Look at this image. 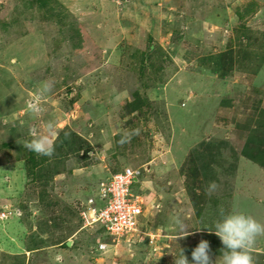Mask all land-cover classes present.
Wrapping results in <instances>:
<instances>
[{"label": "rangeland", "instance_id": "374dc122", "mask_svg": "<svg viewBox=\"0 0 264 264\" xmlns=\"http://www.w3.org/2000/svg\"><path fill=\"white\" fill-rule=\"evenodd\" d=\"M2 1L4 0H0V10L3 9L2 4L4 5ZM108 1L111 8L108 7L104 16L94 11L93 6H96V9L100 7L97 0H74V8L76 4L80 9L89 8L84 14H80L79 22L68 20L73 21L74 30L70 29L68 24L62 28L61 24L55 27L54 23L47 22L44 23L43 30H38L36 18L40 17V13L37 12L33 13L35 21H32L33 17L30 16V19L23 23L21 15L12 18L13 22L0 21V46H7L0 52V211L3 208L18 211L21 205L28 204L26 211L20 209L22 217H37L43 223L51 219V225L58 228L59 233L60 215L66 219L68 217V228L75 227V220L81 217L80 212L85 208L81 205V199L86 200L96 194L99 183L112 173L125 167L136 168L141 172L140 180L145 181L142 189L139 188L140 185L134 187V191L144 199L141 218L147 217L140 225V232L129 240L122 239L119 244L114 245L102 229L87 225V229L79 232L80 235L83 233L79 238V245H71L70 249L66 250L67 256H73L66 264H96V259L100 258L102 259L98 264H174V256L178 255L179 248L172 246V240L168 238L165 229L160 228L158 220L169 217L168 208H171V205L165 202L176 185L182 183L185 187L183 192L173 193L174 197H179L180 193V198L186 195L193 197L194 189L202 185L201 175L191 174L190 169L195 165L194 162L198 161L199 155L215 143L216 136H211L213 125L218 121V105L220 100L225 98L228 87L222 79L212 80L208 76L207 72L214 74L212 70L206 69V74L203 73L205 76H201V73L188 74L192 70L186 69L187 72H180L167 85L172 103L169 105L171 107L165 108V103L169 101L165 97L168 95L165 91L160 95L158 89L165 84L169 75L163 73L159 75L161 80H158L154 72L160 69L162 61L151 63L147 57L141 72L132 69V64L123 59L128 42L122 40L121 33L115 34L113 29L103 30L107 25L102 22L101 27L97 26L106 18L115 21L116 16L119 19L133 17V22L127 24V33L132 36L130 41H137L140 35L145 33L141 25L148 26L145 10L154 9L155 4L149 0ZM244 2L245 7L240 10L245 9L246 13L255 11L259 6L257 0ZM112 23H117L118 26V20ZM112 23L108 26L113 25ZM13 25L20 30L10 29ZM59 28H62L63 32L58 36L56 29ZM81 28L86 34L80 32ZM103 32H108L106 38ZM22 33L25 35L22 36ZM113 33L115 35L112 36ZM184 34L181 38L187 40L189 35L185 32ZM69 35H76L73 41L78 40L79 45L87 41L92 45L89 38H94L97 44L101 45L99 48L102 50L101 47L105 46L107 54L112 58H102L103 64L100 65L97 62L101 55L99 53L92 55L90 60L77 59L75 52L68 45ZM181 38L179 40H182ZM119 39L122 41L118 45H108ZM49 44L51 49L48 51ZM58 44L63 45L59 50L56 49ZM90 49L96 50L92 47ZM114 50L116 54L113 53ZM168 50L172 52L171 48ZM150 54L151 52L148 56ZM166 69L170 74L168 67ZM202 69L198 68V71L202 72ZM46 79L53 81L54 87L41 101L43 111L31 114L27 110V103L35 96L39 82ZM188 88L197 93L196 98L191 100L188 98V91L177 90ZM160 96L161 100L156 98ZM172 117L173 122L170 121ZM103 118L108 120L107 122L110 119L112 124L100 125ZM50 119L58 121L57 135L52 137L54 152L52 156L36 155L40 161L38 169L42 172H64L52 179V186L46 185V180L27 176L26 162L35 152L32 153L25 146L26 142L32 139L30 128L41 131L44 123ZM172 127L176 129L174 154L173 158L167 161L164 160V155L169 153ZM134 129H139V133L131 135L130 139L121 143V137ZM72 132L82 139L84 136L90 139L94 148L85 139L87 145L84 150L87 153L84 154L71 146H61L58 136L64 134L69 137ZM97 146L100 149H97ZM222 152L224 166L233 174L228 175L222 170L219 182L215 183V189L204 191L205 195L208 193L211 197L206 202L203 217L207 221L203 226L214 228L222 211L227 213L233 210L244 211L264 224V204L258 203L259 199L264 201V173L254 169L253 165L250 166L243 159H240L239 163L238 159L233 157L236 153L231 148ZM147 160L151 161V164H146ZM170 162L175 163L169 166ZM12 163L17 165L15 170L8 166H12ZM71 175L77 178L71 180ZM67 182L74 184L70 186L72 188L81 185L82 191L78 195L80 198L75 196V199H72V195L69 196L72 191L65 190ZM195 193H198L197 189ZM16 214L17 212H14L13 216H17ZM10 218L11 216L0 219V232L5 227L9 232H13L17 222L16 219L9 220ZM150 221L154 226H150ZM71 230L73 231V228ZM99 241L109 245L106 250L114 248L113 257H108L111 254H104L98 249ZM256 242L264 248V235L258 236ZM183 249L190 260L192 248ZM52 251L55 252V249ZM48 253L49 250L42 251L32 260L49 264L48 258L52 255ZM131 256L135 257V260ZM65 259L62 257L58 262L62 263Z\"/></svg>", "mask_w": 264, "mask_h": 264}, {"label": "crops", "instance_id": "0c3cea01", "mask_svg": "<svg viewBox=\"0 0 264 264\" xmlns=\"http://www.w3.org/2000/svg\"><path fill=\"white\" fill-rule=\"evenodd\" d=\"M149 1L150 3L153 2L155 7L152 10L144 9L148 26L141 25V29H143L145 33L140 35L137 41H130L132 36L130 33H127L129 27L127 24L133 22V17L131 19V17L127 16L128 18L123 17L119 19L118 16H116L115 21L118 20V26L116 25L117 23H112L115 21H111L110 19L107 20L106 18L104 21L101 20L97 26L101 27L103 23V25H107V27H102L103 30L110 31L109 29H113L115 34L121 33L122 40L128 42L125 46L123 59L127 63L132 64V69H138V71L141 72L148 59L147 57H149L151 63L162 61L160 69H153L157 75L155 78L158 80L160 79L159 77H161L159 75L163 73L169 75L165 84L158 89L160 95L164 93V91L168 95L165 97V99L169 100L168 103H165V108L171 107L169 105L172 103L171 94L169 95L167 85L172 82L175 76L180 72H187L188 70L186 69L192 70V72L188 74L192 73V75H198V73H201V76L205 73L204 71H206V69L208 71L212 70L214 73L213 75L206 71L212 80L220 78L222 82L225 81L227 84V94L224 95L225 98L220 100L218 105V121L213 125L211 136H216L214 138L215 143L208 147L209 150H204L203 154L199 155L197 161V168H199L201 180L203 181L202 185L196 188L194 187L195 189L192 193L193 197H188L186 195V197L184 196L181 198L180 196L182 195L180 193L184 191L185 187L182 183L176 185L177 187L174 191L180 192V196L174 197V191L170 193V196L165 202L167 205H171V208H168L170 209L168 212L169 217L158 220L160 228L165 229L166 233H168V238L172 240L171 244L173 247L193 249L201 239L207 240L210 245V255L214 264L215 260L220 255V250L224 246L220 238L212 232L214 228L203 226L207 221L203 217L206 212L204 211L206 209V202H208L211 197L208 196V193L205 195L204 191L208 190L209 182H219V175L222 170L223 173H228V175L233 174L232 171H229V169L224 166L222 151L231 148L232 151L236 153L233 157L237 158L239 163L240 159H243L245 163H248L250 166L253 165L254 169H259L264 173V2L261 3V0H257L259 4L258 8L255 6L257 8L255 11H247L246 13L245 9L242 11L240 10L245 7L244 0ZM67 2L68 4L66 5ZM97 2H99L100 7L96 9V6H93L96 12L98 11L104 15V13H107L108 7L111 8L110 3H107L109 2L108 0L107 2H104V0H97ZM3 3V9L0 10V21H3V23L13 22V19H15L14 17L17 15H21L23 23H26L28 19H30V16L33 17L32 21H35L33 13L37 12L40 13V17L36 18L38 30H43L45 22L54 23L55 27L57 24H61L62 28L68 24V26L71 27L70 29L74 30L73 21L79 22L80 14H84L89 9L88 7H86V9H80L78 4H76L74 8V0H67L65 2L62 0H4ZM229 12H232V14L230 15ZM126 14H128V11H126ZM70 19L73 21L69 22ZM110 22L113 25L108 26ZM11 27L12 28H8H18L14 25ZM62 28L56 29V35L59 36V34H61L60 32H63ZM80 32L86 34L83 28H81ZM184 32L189 35L187 40L181 38L182 36L184 37ZM114 33L111 35H115ZM107 34L108 32H103L105 38ZM21 35L23 36L25 33ZM75 37L76 35L67 36V38H69L68 40H70L68 45L71 46L72 50L75 52L74 54L77 59L83 58L84 61V59L87 58L90 60L93 58L92 55L99 53L101 55L100 58H97V62H99L98 64L100 65V63L103 64L102 58L107 60L112 58L111 55L109 56L107 54L105 46L101 47L102 50L99 48L101 45L97 44L94 38H89V42H91L92 45L88 44V41L80 43L79 45L78 40L77 42L76 40L73 41ZM180 38L182 40H179ZM175 39L177 42H175ZM121 41L119 39V41L110 42L108 45L114 47L121 43ZM50 45L51 44L48 45L50 47L48 51L51 49ZM58 45L59 46L56 48L57 50L61 49L63 46L62 44ZM1 46L0 52L4 47H7L3 46V44ZM91 47L96 50H91ZM168 48H171L172 52H170V50L167 51ZM115 52L116 50H114L113 53L116 54ZM150 52L151 54L148 56ZM167 63L169 64L166 65ZM91 64L93 66L95 65L94 63ZM167 67L170 70V74L167 73ZM169 67H171V69ZM198 68H203L202 72H199ZM177 90H179V92L188 91V98L191 100L196 98L197 93L194 91L192 92V88ZM156 98L161 100L162 96ZM167 111L169 112V110ZM172 120L173 117L170 121ZM107 121L108 120L103 118V120L100 121V125L108 126V123L112 124L110 119L109 122ZM175 134L176 129L172 127L171 145L168 150L169 153L164 155V160L169 161L173 158L172 154H174V142L176 139ZM83 138L90 142L91 146L94 148L90 139L87 137L85 138V136ZM97 147V149H100L99 146ZM174 163L175 162H170L168 164L170 166ZM146 164H151V161L147 160ZM179 165L181 166L182 163ZM8 166L15 170L17 165L15 166V164L12 163V166ZM49 172L46 175V185L50 186L53 185V178L55 179L57 175L64 173L62 170H50ZM71 176H73L70 178L71 180L77 178L74 175ZM140 177L137 179L134 187L135 185H140L139 188L142 189L141 186L144 185L145 181L140 180ZM73 185L74 184H69L67 182L65 190L69 189L72 191L69 194V196L72 195V199L80 198L78 195H80L82 191L80 190L81 185L78 184L77 187L76 185L73 188L70 187ZM82 187L84 188V184ZM196 189L198 193H195ZM229 189H231V187ZM199 190H201V192H199ZM137 191L139 192V190ZM92 196L93 195L90 197ZM87 200L88 199H81V205L85 207L87 205ZM259 202L264 204V201L260 199L258 203ZM17 210L21 212L20 209ZM170 212H172L173 215ZM170 215L172 216L170 217ZM175 216H180L184 220L188 227V229H186V231L189 232L188 235L177 238L178 233L172 223V217ZM146 218L147 217L141 218L140 225ZM13 219H16L17 222L13 232L6 230V227L0 232V264H41L34 262L32 259L36 254L42 251L48 252V250L50 255H52L48 258L49 264H66V262L73 257L67 256L66 250L70 249L71 245L73 247L76 245L78 246L79 238L83 235V233L80 235L79 232L87 229V227L83 226L81 217H77L76 220L72 219L75 220V227L72 226V231V228H68V223L70 222L68 217L66 219V217L60 215L58 222L61 230L59 233V230H57L58 228H54V226L51 225V219L47 220V224H38L39 219L37 217H30V219L26 220L24 218L22 219L20 216H13L9 220ZM148 223L151 224L150 226H154L152 221ZM69 240L72 241L71 245H67ZM256 243H254L250 249L254 264H264L263 245L258 244V242ZM52 249H55V252H53ZM102 253L111 254L108 256L111 258L115 252L114 248H109ZM57 254L66 259L63 260L62 263L56 261L54 257ZM78 254H80L79 250ZM131 258L135 260V257L131 256ZM100 259H96V264L99 263Z\"/></svg>", "mask_w": 264, "mask_h": 264}, {"label": "clouds", "instance_id": "9594fccd", "mask_svg": "<svg viewBox=\"0 0 264 264\" xmlns=\"http://www.w3.org/2000/svg\"><path fill=\"white\" fill-rule=\"evenodd\" d=\"M53 87L54 83L49 79L39 82L35 96L27 103V110L29 113L38 114L43 111L41 101L49 95ZM57 124V120L50 119L44 123L43 130L41 131L30 128L29 134L32 139L27 141L25 146L30 151L37 154L52 156L54 152L52 137L57 135ZM138 133L139 129H134L132 132H126L121 137L120 142L123 143L127 139H130L131 135ZM79 152L82 154L86 153L85 150H81ZM215 187L216 184L214 181L209 182L208 190H213ZM98 188L99 185L97 189ZM97 194L98 190L96 194H93L92 197L89 196V198L97 200ZM18 213L19 214H17V216L20 215V212ZM172 223L177 230V238L184 237L189 234V232L186 231L188 227L180 216L172 217ZM212 232L220 238L224 246L220 250V255L215 260L214 264H254L250 249L254 245L256 238L260 235H264V224L260 223L253 216L241 210H233L227 213L222 211L220 218L214 224V230ZM210 252L211 249L209 242L201 239L191 250L190 260L185 255V249L179 247L178 255L174 256V264H213ZM54 259L56 261H60L62 257L57 254Z\"/></svg>", "mask_w": 264, "mask_h": 264}, {"label": "built area", "instance_id": "2783aa9c", "mask_svg": "<svg viewBox=\"0 0 264 264\" xmlns=\"http://www.w3.org/2000/svg\"><path fill=\"white\" fill-rule=\"evenodd\" d=\"M140 175L138 169L125 167L103 179L99 183L97 200L89 198L86 208L81 211L83 226L99 227L114 245L119 244L122 239L129 240L140 232L144 200L134 191V184ZM13 211V209L0 211V218H9L14 214ZM107 246L109 245L100 242L98 249L104 251Z\"/></svg>", "mask_w": 264, "mask_h": 264}, {"label": "trees", "instance_id": "16d2710c", "mask_svg": "<svg viewBox=\"0 0 264 264\" xmlns=\"http://www.w3.org/2000/svg\"><path fill=\"white\" fill-rule=\"evenodd\" d=\"M58 138H59V142L58 143H61V146H67L68 145L69 147L71 146L72 148L79 149V151L84 150L85 145H87V142L84 139H82L80 136H78L76 133H74V132H72L71 136H69V137L67 135L61 134V135L58 136ZM32 153H33V151H32ZM86 153H87V151H86ZM39 162L40 161L38 160V157H37L36 153L35 154H31L28 157V160L26 162L27 176L28 175L32 176L33 178L38 179V180H46L47 179L46 175L48 174L49 171H43L42 172L41 169H38ZM194 163H195V165L190 170L192 171L193 175L199 176L201 174L199 173V168H197L198 167L197 161L194 162ZM28 206H29L28 204H25V205L23 204V205L20 206V209L22 208V210L26 211ZM1 210H4V208L1 209ZM13 210H14L13 212H16V209H13ZM19 216L22 217L21 216V212H20ZM23 218L24 219H30V218L24 217V216L22 217V219ZM38 224H47V223H43L41 220H38ZM82 224H83V220H82Z\"/></svg>", "mask_w": 264, "mask_h": 264}, {"label": "water", "instance_id": "95a60500", "mask_svg": "<svg viewBox=\"0 0 264 264\" xmlns=\"http://www.w3.org/2000/svg\"><path fill=\"white\" fill-rule=\"evenodd\" d=\"M71 242H72V241H68L67 245H71Z\"/></svg>", "mask_w": 264, "mask_h": 264}]
</instances>
